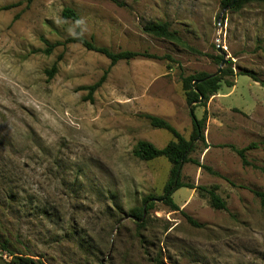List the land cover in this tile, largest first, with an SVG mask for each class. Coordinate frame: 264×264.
<instances>
[{
    "label": "rangeland",
    "instance_id": "obj_1",
    "mask_svg": "<svg viewBox=\"0 0 264 264\" xmlns=\"http://www.w3.org/2000/svg\"><path fill=\"white\" fill-rule=\"evenodd\" d=\"M117 1L124 6L0 0V264L14 256L33 264H264V209L254 194L264 192V4L230 9L218 24L221 0ZM64 8L78 14L82 35L97 46L160 58L118 62L89 95L85 87L110 62L64 42L74 29L61 18ZM153 22L198 53L144 33ZM222 59L220 90L187 104L181 77L214 74ZM191 113L206 118V145L196 142L190 158L220 176L189 162L180 181L217 186L226 210L182 187L172 211L160 199L168 161L132 156L140 140L161 149L172 139L143 114L189 139ZM226 145L247 148L250 165ZM149 195L153 208L138 227L127 212Z\"/></svg>",
    "mask_w": 264,
    "mask_h": 264
},
{
    "label": "trees",
    "instance_id": "obj_2",
    "mask_svg": "<svg viewBox=\"0 0 264 264\" xmlns=\"http://www.w3.org/2000/svg\"><path fill=\"white\" fill-rule=\"evenodd\" d=\"M33 0H25L26 4H30ZM117 6H124L122 3H119L117 0H111ZM231 0H221L220 6L221 8L226 7L229 5ZM252 2H259L264 4V0H236L235 4L231 9L239 10L242 6L252 3ZM22 4L21 1L10 4L7 6L2 7L1 9L7 10L17 5ZM61 18L63 20H68L72 23L74 29L73 33L65 39L66 44H76L83 47L87 51L98 53L104 56L106 59L109 60V67L107 70L104 71L101 78L91 86L85 87L89 91V95H91L94 91H96L105 81L106 76L109 72V69L116 65L118 62H128L134 60L136 58L141 57H148V58H157L151 56L147 53H140L135 51H119L113 52L110 49L97 46L92 38H85L81 32V22L79 19L78 14L71 8H64L61 12ZM142 31L148 35L161 38L176 44H179L183 47H186L188 50L198 53L191 47H188L186 43L177 35L176 32L170 30L169 26L165 23L161 22H153L146 24ZM170 60L168 56H166ZM217 60H219L217 58ZM56 71V65L54 64L50 71H48L49 76L52 75ZM225 75V71L222 74L214 75V74H205V73H198L193 76H186L181 77V84L183 91L185 92L186 102L189 105L197 103L200 97H202L203 103L207 101L211 96L215 95L221 87L222 78ZM242 75H248L247 73H242ZM250 76V75H248ZM251 77V76H250ZM196 83V86L193 87V84ZM227 86H231L228 83ZM143 118H145L150 127L158 130H164L168 132L172 139L163 147L157 148L150 142L140 140L136 142L132 149V156L139 161L142 162H149L154 159L163 157L165 158L168 163L170 164L169 169V178L164 186V193L160 197L161 200L165 202V204L172 210L178 211L179 207L174 203L172 199V194L179 188L185 187L189 189H196L198 192H202L204 196L208 200V204L212 209L215 210H226V203L225 201L217 194V186L207 187H195L189 184H183L180 181V172L181 167L183 164L186 163H193L200 167L203 170L210 172L212 175L220 176L218 172L213 171L211 168L201 165L199 162L195 161L194 159L190 158V154L195 150L196 142H201L206 145L205 143V126H206V118L203 116L200 119H197L195 115L191 114V123H192V131L189 136V139L184 138L167 120L150 115V114H143ZM227 148L231 149L241 160L243 166L250 165L247 158H246V151L247 148H236L233 145H226ZM261 173L264 175V165L260 168ZM177 178V179H176ZM176 180L174 188H172L174 181ZM255 196H257L260 200L261 206L264 209V192H254ZM145 206V208H144ZM153 208V199L152 196H147L142 199V207H134L131 208L127 214L130 218L137 222V226L141 227L145 225V219L143 215V211H148ZM187 222L194 227H199L200 225L193 220L191 217L184 215ZM5 243L2 244V248L7 250L5 244L8 243L7 240L4 241ZM28 263L33 264V261L29 258H21L14 256V263L13 264H22Z\"/></svg>",
    "mask_w": 264,
    "mask_h": 264
},
{
    "label": "water",
    "instance_id": "obj_3",
    "mask_svg": "<svg viewBox=\"0 0 264 264\" xmlns=\"http://www.w3.org/2000/svg\"><path fill=\"white\" fill-rule=\"evenodd\" d=\"M235 1H236V0H231V2L229 3V5H227L226 7H224V8L222 9L220 15L218 16V24L220 23V20H221V18L223 17V15H224L228 10H230V9L233 7V5L235 4ZM217 49H218L217 51L219 52V51H220V50H219L220 48L217 47ZM225 64H226V60H225V59H222V61H221V63H220V67H219L218 71H217L216 73H214V75H219V74L221 73V71H222V67H223ZM195 86H196V83L193 84V87H195ZM201 100H202V97L199 98V100L197 101V103H199ZM191 114H192V113H191ZM176 179H177V178H176ZM175 183H176V180L174 181V184H173L172 188H174ZM144 208H145V206H144ZM144 214H145V211H143V215H144ZM22 264H28V263H22Z\"/></svg>",
    "mask_w": 264,
    "mask_h": 264
}]
</instances>
